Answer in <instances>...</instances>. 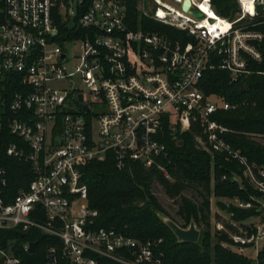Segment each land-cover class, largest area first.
<instances>
[{
  "label": "built area",
  "instance_id": "obj_1",
  "mask_svg": "<svg viewBox=\"0 0 264 264\" xmlns=\"http://www.w3.org/2000/svg\"><path fill=\"white\" fill-rule=\"evenodd\" d=\"M239 2L231 21L211 0H192L190 10L203 19L184 12L183 0L174 1L179 7L140 0L139 10L177 37L132 29L118 0H3L0 136L6 130L17 139L6 155L29 164L32 179L6 202L7 170L0 166V229L37 228L57 238L61 249L48 248L47 264H102L98 257L165 264L159 241L97 226L83 168L111 153L120 170L141 164L170 178L165 129L177 140L197 126L198 146L236 161L257 192L250 201L231 200L254 214L245 222L228 214V227L218 222L217 229L229 234L230 250L264 264V167L227 141L230 130L214 119L234 107L201 88L207 72L225 71L237 82L254 74L252 63H264V0H254L252 12ZM204 4L222 20L215 22ZM13 81L18 86L7 93ZM23 248L28 252L29 241ZM0 259L20 264L11 244L0 245Z\"/></svg>",
  "mask_w": 264,
  "mask_h": 264
},
{
  "label": "trees",
  "instance_id": "obj_2",
  "mask_svg": "<svg viewBox=\"0 0 264 264\" xmlns=\"http://www.w3.org/2000/svg\"><path fill=\"white\" fill-rule=\"evenodd\" d=\"M118 1L126 8L127 23L132 29L163 31L177 37L180 35L145 16L139 10L140 0ZM211 5L220 17L231 21L241 13L239 0H211ZM3 11V0H0V23ZM250 68L254 74L237 82H233L230 74L225 71L207 72L201 81V88L208 97L234 107L217 113L214 119L230 130L224 137L227 141L241 149L250 162L264 167V143L256 139L264 137V63H252ZM17 86V82L13 81L6 86V92L16 90ZM198 131L199 128L194 126L192 131L174 140L169 129H165L162 141L167 144L168 157L164 163L170 178L157 167L148 169L141 164L134 165L132 170H120L111 153L105 160L90 161L83 168L82 175V181L88 189V204L99 211L98 227H112L143 241L161 240L157 252L165 254V264H249L247 257L225 246V243L231 241L226 232L217 230L215 236L219 242L212 241L211 195L219 197L218 207L232 219L245 222L256 210L240 208L220 197L250 201L251 195H257V192L243 178L242 168L236 161L223 155L213 159L198 146L195 139ZM13 141L17 139L6 130L3 131L0 136V166L7 170L6 202L14 197L19 188L27 187L32 179L29 164L6 155L5 149ZM234 175L242 178L246 188L242 187ZM154 182L161 184L171 198H180L176 216L170 214L160 202L153 191ZM192 187L198 191L202 200L197 201L183 194ZM162 215L170 217L184 228L194 221L201 230L199 242H179ZM19 232L16 228L0 229V245L11 244L14 254L20 258V264H47L48 248L55 245L59 251L61 249L57 238L45 235L37 228L25 231L24 236ZM27 241H37L36 251L32 254L23 248ZM98 258L102 264H122ZM0 264H3L1 259Z\"/></svg>",
  "mask_w": 264,
  "mask_h": 264
},
{
  "label": "rangeland",
  "instance_id": "obj_3",
  "mask_svg": "<svg viewBox=\"0 0 264 264\" xmlns=\"http://www.w3.org/2000/svg\"><path fill=\"white\" fill-rule=\"evenodd\" d=\"M167 1L169 2V4H171V5L175 6V7H179L178 4L174 3L173 0H167ZM145 7L146 6L143 5V4L140 6L141 9L142 8L147 9ZM256 139H257V141H260V142L264 143V137H257ZM211 157L213 159L216 158V156L214 157L213 155H211ZM213 177H214V174H213ZM234 178L242 184V187L246 188L247 185L244 184V182H243L241 177L234 175ZM223 179H225V176H223ZM214 184H215V180L213 178L212 185H214ZM153 191L156 193L157 197L159 198L160 202L163 204L165 209L170 214L176 216V212H177V209H178V203L177 202L180 200V198L179 197L171 198L170 196H168L167 193L165 192L164 188L161 186V184H159L157 182H154V184H153ZM183 194H185L188 197H192L193 199H195L197 201L202 200V197L200 196L198 191L193 189V187L189 188L188 190H185ZM252 195L255 196L256 194H252ZM217 198H219V197H217L216 195H213V194L211 195V224H212L211 233H212V241H214V242H219V240L215 236V234H216V232L218 230L217 229L218 222H221L226 227H228V225H227L228 224V219H227L228 214L218 207ZM220 198L222 200H224L225 202H230L231 201V200H229L226 197H220ZM178 219H180V218H178ZM231 231L233 232L235 230H231ZM224 232H227V231H224ZM159 242H161V240H159Z\"/></svg>",
  "mask_w": 264,
  "mask_h": 264
},
{
  "label": "water",
  "instance_id": "obj_4",
  "mask_svg": "<svg viewBox=\"0 0 264 264\" xmlns=\"http://www.w3.org/2000/svg\"><path fill=\"white\" fill-rule=\"evenodd\" d=\"M175 1V0H173ZM192 7V0H183L182 10L184 12H190L191 15L198 19H203L205 16L199 10H190ZM213 21V20H211ZM83 97L80 95L79 100L81 101ZM163 220L169 226V228L173 231V233L178 238L179 242H189V243H198L201 236V230L198 228L194 221L191 222L190 226L184 228L176 223L173 219L168 216L162 215ZM21 236H24V232H19ZM37 241H30L29 242V253H34L36 251ZM229 249H231V245L225 244Z\"/></svg>",
  "mask_w": 264,
  "mask_h": 264
},
{
  "label": "bare ground",
  "instance_id": "obj_5",
  "mask_svg": "<svg viewBox=\"0 0 264 264\" xmlns=\"http://www.w3.org/2000/svg\"><path fill=\"white\" fill-rule=\"evenodd\" d=\"M243 4H244V6H245V8L247 9V11L248 12H252L253 11V9H254V0H240ZM200 4V3H199ZM203 9H204V11L206 12V13H209L210 15H211V17L213 18V19H215V22H216V20L217 19H220V20H222L221 18H219L215 13H211V9H209L208 7H207V5H202L201 6Z\"/></svg>",
  "mask_w": 264,
  "mask_h": 264
},
{
  "label": "crops",
  "instance_id": "obj_6",
  "mask_svg": "<svg viewBox=\"0 0 264 264\" xmlns=\"http://www.w3.org/2000/svg\"><path fill=\"white\" fill-rule=\"evenodd\" d=\"M228 214V213H227Z\"/></svg>",
  "mask_w": 264,
  "mask_h": 264
}]
</instances>
